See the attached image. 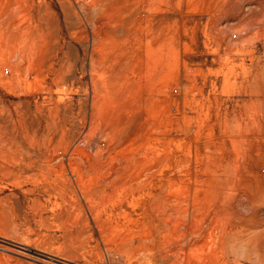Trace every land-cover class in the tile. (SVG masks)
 <instances>
[{
    "label": "rangeland",
    "instance_id": "1",
    "mask_svg": "<svg viewBox=\"0 0 264 264\" xmlns=\"http://www.w3.org/2000/svg\"><path fill=\"white\" fill-rule=\"evenodd\" d=\"M22 1L0 0L25 28L0 34V264H264V0ZM30 25L55 61L13 47Z\"/></svg>",
    "mask_w": 264,
    "mask_h": 264
},
{
    "label": "bare ground",
    "instance_id": "2",
    "mask_svg": "<svg viewBox=\"0 0 264 264\" xmlns=\"http://www.w3.org/2000/svg\"><path fill=\"white\" fill-rule=\"evenodd\" d=\"M10 1V0H9ZM15 1H17V0H15ZM22 1V0H21ZM24 1V0H23ZM22 1V2H23ZM28 1L29 0H27V1H25L24 3H23V6H24V9L27 7V8H30V7H32L33 5H30V3L28 4ZM78 1H80V3H82V6H83V8H85V10L87 11V10H89V9H93V8H95L97 11H98V13H99V17H100V20H102V18H104V16L106 15V14H108L109 12H113V13H116V9H117V7H116V5L118 4V2L120 1V0H78ZM19 2H20V0H19ZM35 2V1H34ZM68 2V1H67ZM18 3V2H17ZM36 4H38V2L36 3ZM35 4V5H36ZM40 4V3H39ZM64 4V3H63ZM34 5V6H35ZM11 6V5H10ZM40 6V5H39ZM6 10H8V12L6 13ZM5 10V8H4V14H6L5 16H4V18H3V20H2V24H1V26H0V34L2 35V36H4L5 38H6V40H5V44L7 43L6 41H12V37L14 38V37H17V36H14V35H17V34H15L16 32L14 31V35L12 34V36L10 35V32L9 31H11V33H12V30H10L11 28L13 29V27L12 26H16V27H18V29L20 30V29H25V28H23L24 26L23 25H16V20H17V18L15 17V15H16V12L15 11H12V14H11V9L8 7L7 9ZM21 10H22V6H21V4H19L18 3V6H17V8H16V11H18V13L19 12H21ZM2 11V10H1ZM25 12V11H24ZM2 15H3V13H2ZM76 16V15H75ZM1 19V18H0ZM38 20H41V19H38ZM36 23V22H35ZM40 23V22H39ZM38 23V24H39ZM98 23H99V20H98ZM18 24V23H17ZM34 24V23H33ZM37 24V23H36ZM58 24V23H57ZM16 27H14V28H16ZM41 30H42V28H41ZM41 30H39V28H38V26H32V25H30L28 28H27V31H26V33H24L23 34V39H22V41L21 42H19V43H17L16 41L15 42H13L14 43V46L13 47H16V48H19L20 49V51H19V53L20 52H22L23 54V56H24V59H28V62H29V65L31 64L32 66H34V65H36L37 63H40V64H42L43 63V65L45 66V64L46 63H50V62H52V61H55V59L58 57V55H57V53H55V48L54 49H52L53 51L52 52H50L49 51V49H48V44H46V43H44V40L46 39L45 38V34H44V38L45 39H43L42 37H41ZM17 31V30H16ZM44 31V30H43ZM42 31V32H43ZM20 32H22V31H20ZM39 32H40V34H39ZM99 36V35H98ZM48 37V36H47ZM97 37V36H96ZM4 38V39H5ZM17 39V38H16ZM16 39H14V40H16ZM21 40V39H20ZM46 40H48V39H46ZM2 41V40H1ZM19 41V40H18ZM57 42V41H56ZM12 43V44H13ZM48 43V42H47ZM60 44V43H59ZM11 46V45H10ZM59 46V45H58ZM12 48V47H11ZM13 49V48H12ZM47 49H48V51H47ZM58 49H60V48H58ZM14 50V49H13ZM12 50V51H13ZM50 54H49V53ZM14 55V54H13ZM19 56H21V55H19ZM13 57V56H12ZM30 65V66H31ZM38 65V64H37ZM35 67V66H34ZM43 67V66H42ZM31 68V67H30ZM40 71V70H39ZM38 71V72H39ZM10 154V153H9ZM10 155H14V154H10ZM1 156V155H0ZM12 159H14V157H11ZM100 167V166H99ZM72 170V169H71ZM75 171V170H74ZM76 176H77V181H78V183L80 184V186L82 185V186H85V183L87 184V183H89L90 185L91 184H93L92 186H96L97 188H102V187H110V186H112V187H116V186H118V185H121L122 187H124L123 189H125L126 191H129L130 193H134V191L133 190H131V185H132V183L130 184V182H129V180L127 179V178H123V179H117V178H112V177H105V179L103 180V182L101 181L102 179L101 178H98L95 182L93 181V180H84V178H83V174L81 173V172H79V171H76ZM107 183V184H104V183ZM100 184V185H99ZM146 186H147V188L149 189V193H148V196H149V206H147L146 208H145V212H144V214L147 212V208L149 207V208H153V199H154V194L152 193V191H153V189H154V180H153V178H151V179H149L147 182H146ZM94 189V188H93ZM103 189V188H102ZM122 189V188H121ZM118 190V189H117ZM97 191V190H96ZM100 191V190H99ZM123 191V190H122ZM114 192V191H113ZM131 195V194H130ZM197 195V194H196ZM133 197V196H132ZM131 197V198H132ZM135 198V197H134ZM122 199V198H121ZM136 199V198H135ZM125 200V199H124ZM127 200V199H126ZM130 200V199H129ZM197 200V199H196ZM119 202V201H118ZM123 202V201H122ZM133 201H131V203H132ZM121 203V202H120ZM127 203V202H126ZM195 203V202H194ZM119 204V203H118ZM120 205V204H119ZM129 205H131V204H129ZM133 205V204H132ZM196 205V204H195ZM134 206V205H133ZM222 205H220V207H219V213H220V211L222 212L223 211V208L221 207ZM135 208V207H134ZM194 208H196V206H194ZM201 208V207H200ZM121 209V208H120ZM198 209V208H197ZM212 210V209H211ZM202 211H204V209L202 210ZM193 212V211H192ZM200 212V211H199ZM198 212V213H199ZM205 212V211H204ZM194 213H196V212H194ZM197 213V214H198ZM223 213V212H222ZM221 214V213H220ZM219 214V215H220ZM146 215V214H145ZM196 215V214H195ZM195 215H192V216H195ZM126 216H127V214H126ZM128 216H129V214H128ZM196 216H198V215H196ZM124 217H125V215H124ZM199 217V216H198ZM202 217V215H200V218ZM126 218H128V217H126ZM128 220L129 221H127V222H130V220L131 219H129L128 218ZM196 220H198V218L196 219ZM200 220V219H199ZM198 220V221H199ZM212 221H213V219H212ZM117 222V221H116ZM116 222H114V223H116ZM127 222H125V223H127ZM133 222V220H131V223ZM193 222H194V220L192 221V224H193ZM111 223V222H110ZM124 223V222H123ZM122 224V223H121ZM118 225V224H117ZM116 225V226H117ZM115 226V225H114ZM222 231L224 232V233H226V229H222ZM223 233V234H224ZM228 234V233H227ZM226 235V234H225ZM227 236V235H226ZM230 236H234V239L237 241L236 242V244H235V246L238 248L241 244H250V242L252 243V241H251V239H249V240H247V239H245V238H240L241 237V234L239 233V232H236V233H233V235H230ZM234 240V241H235ZM229 244V243H228ZM230 245V244H229ZM227 246V245H226ZM238 251V249H235V251H234V253H236L235 255H234V257H235V259H234V262H235V264H240V262H241V260H251V261H253V259L254 258H256V257H254L253 256V254H251V253H247V252H245V251H243V252H237ZM258 257H260V256H258ZM257 257V258H258ZM256 258V259H257ZM258 259H260V258H258ZM226 262V261H225ZM246 262V261H245ZM264 263V262H263ZM226 264H228V261L226 262Z\"/></svg>",
    "mask_w": 264,
    "mask_h": 264
}]
</instances>
